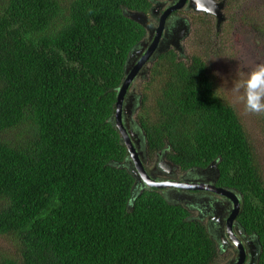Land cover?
Here are the masks:
<instances>
[{"label":"trees","instance_id":"1","mask_svg":"<svg viewBox=\"0 0 264 264\" xmlns=\"http://www.w3.org/2000/svg\"><path fill=\"white\" fill-rule=\"evenodd\" d=\"M220 1V0H219ZM227 2L228 0H224ZM150 0H0V264H213L205 226L157 191L128 206L134 179L110 118L145 29L123 11ZM194 14V13H193ZM191 15L211 27L208 16ZM147 153L180 169L218 160L242 198L238 224L264 264V179L245 127L205 59L157 56L139 90Z\"/></svg>","mask_w":264,"mask_h":264},{"label":"flooded vegetation","instance_id":"2","mask_svg":"<svg viewBox=\"0 0 264 264\" xmlns=\"http://www.w3.org/2000/svg\"><path fill=\"white\" fill-rule=\"evenodd\" d=\"M176 1L152 0L151 6L154 5L156 10L150 16V24L153 27H157L160 16ZM183 12L189 13L185 7L171 12L166 18V25L168 26L176 18L183 16ZM153 38L154 36L149 39V33L146 32V37L144 38L146 46L152 43ZM136 81L141 82L140 79L132 82L124 97V114L122 118L126 132H128L127 134L135 148L136 157L141 161L147 176L152 180L177 184L185 183L191 189L178 186L156 189L148 187L144 183H139L138 187H140L141 191H157L162 197L164 196L167 200L177 203L186 209L192 220L199 221L205 226L216 246L217 256L213 264H258L260 254L258 238L253 234L247 233L238 224V209L237 214H235V206L238 201L240 210L241 196L235 190L226 189L216 184L218 175L212 165L215 162L217 167L218 160H213L204 167H190L183 170L168 159L167 149H161L153 156L148 155L145 134L136 115L138 112L134 116L127 114L129 109L140 102L141 96L136 91ZM125 161H127L125 165L132 170L134 167V164L131 163L132 159L127 155ZM209 187L211 188L208 189ZM218 188L231 191L234 197L221 195L216 192ZM229 219H231L230 222Z\"/></svg>","mask_w":264,"mask_h":264},{"label":"rangeland","instance_id":"3","mask_svg":"<svg viewBox=\"0 0 264 264\" xmlns=\"http://www.w3.org/2000/svg\"><path fill=\"white\" fill-rule=\"evenodd\" d=\"M202 14L183 12L191 23L190 35L183 43L186 57L195 53L205 59L217 89L234 107L245 127L264 179V111L249 110L233 90L237 80L264 65V0H228L223 9L225 20L219 30L215 19L205 14L211 25L209 30L206 24L193 25L191 15L194 19ZM142 82L136 81L138 93ZM16 250L12 239L0 236V253L16 257Z\"/></svg>","mask_w":264,"mask_h":264},{"label":"water","instance_id":"4","mask_svg":"<svg viewBox=\"0 0 264 264\" xmlns=\"http://www.w3.org/2000/svg\"><path fill=\"white\" fill-rule=\"evenodd\" d=\"M152 3V0H150ZM225 6L224 0H177L169 9L165 10L159 18V24L157 27H153L150 24V16H152L153 11L156 10L154 5L151 6L149 12L141 13L130 10H124V15L131 19L132 21L141 25L146 32L149 33V39L154 36L153 41L150 45L146 46V42L143 39L136 46H134L128 53L127 59L124 65V76L120 87L117 89V96L115 102L114 114L111 116L110 121L119 133V140L122 145L125 146L127 150L128 157L132 159L134 167L130 170L124 161L119 164V168L126 169L134 179V184L131 191V197L128 206H132L134 198L138 196L142 191L138 187L139 183H144L151 188H166V187H191L187 184H177L174 182H156L149 178L143 169L141 161L136 157V151L131 142V139L126 132L125 126L123 124V114H124V97L127 94L128 88L131 83L137 79L145 80L150 69V65L156 60L157 56L168 50L175 51L180 58L186 57V52L184 48V41L189 37L191 32V23L189 19L185 16L176 18L171 24L166 25V18L168 15L176 10L185 7L187 11L195 13H204L205 15L212 16L215 19L216 30L220 29L221 24L224 22L225 17L223 14V9ZM140 55V56H139ZM140 108V102L136 103L131 109H129V116H134L138 109ZM116 121V122H114ZM218 175V168L214 164L212 165ZM217 178V176H216ZM209 187L208 189H210ZM216 192L224 196L234 197L233 193L229 190H224L223 188L216 189ZM240 195V194H239ZM164 198V196H163ZM171 205H179L173 203L166 198H164ZM181 202V201H179ZM178 202V203H179ZM237 209L239 213V201L235 206V214H237ZM231 219H229L230 222ZM233 220V219H232Z\"/></svg>","mask_w":264,"mask_h":264},{"label":"clouds","instance_id":"5","mask_svg":"<svg viewBox=\"0 0 264 264\" xmlns=\"http://www.w3.org/2000/svg\"><path fill=\"white\" fill-rule=\"evenodd\" d=\"M192 13L195 14V12ZM233 90L238 94V98L245 102L249 110L264 111V65L258 66L244 79L237 80ZM241 90L243 94H240Z\"/></svg>","mask_w":264,"mask_h":264}]
</instances>
